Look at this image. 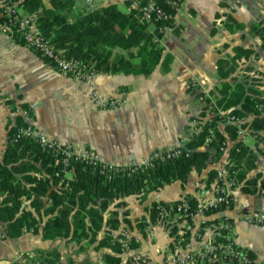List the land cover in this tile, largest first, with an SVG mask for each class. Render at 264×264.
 <instances>
[{
  "label": "crops",
  "instance_id": "0c3cea01",
  "mask_svg": "<svg viewBox=\"0 0 264 264\" xmlns=\"http://www.w3.org/2000/svg\"><path fill=\"white\" fill-rule=\"evenodd\" d=\"M42 2L48 6V0ZM74 2L75 9L84 8L83 0ZM100 2L94 0L95 8L101 7ZM117 5L125 8L123 0ZM254 27L264 29V0H185L173 32L160 42L171 56L168 67L158 65L149 76L98 74L95 82L99 95L120 102L109 108L95 105L88 83L59 73L18 42L15 35L0 34V162L10 133L22 123L31 124L63 146L89 149L102 161L116 165L125 166L145 159L154 151L175 147L190 134L191 118L203 108L190 90V80H197L207 96L218 97V59H235L229 82L232 86L244 83L246 89L256 90L264 100V47ZM244 51L248 54L244 55ZM262 107L260 113L264 116ZM244 119L246 122L251 116ZM245 144L255 165L247 178L264 176L263 143L249 136ZM231 145L230 142L220 160H210L206 172H192L183 187L176 181L147 195L128 196L111 203L103 213L104 222L112 213L120 222L111 233L117 235L126 229L149 264L161 263L173 238L167 223L151 222L152 205L173 203L187 196L197 198L200 203L210 201L211 193L202 199L198 194L204 189L211 190L204 186L206 173L224 167ZM241 187L242 183L232 191V206L226 213L233 218L236 243L256 261H264V220L259 224L246 219L249 215L264 218V197L246 194ZM24 208L31 210L29 202H24ZM124 212L128 223L123 221ZM203 219L196 215V229ZM42 227L40 223L37 234L28 231L17 239L0 240V264L23 261V256L34 259L36 251L53 248L60 252L62 262L70 259L78 263L73 252L78 246L93 252L94 257L85 258L94 264H103L102 256L112 254L108 247L98 246L105 228L98 232L93 243L84 241L77 245L65 239L44 240ZM124 263L121 258L120 264Z\"/></svg>",
  "mask_w": 264,
  "mask_h": 264
},
{
  "label": "trees",
  "instance_id": "16d2710c",
  "mask_svg": "<svg viewBox=\"0 0 264 264\" xmlns=\"http://www.w3.org/2000/svg\"><path fill=\"white\" fill-rule=\"evenodd\" d=\"M14 1L26 15L35 18L38 31L49 38L64 57L86 63L97 74L149 76L158 65L166 68L171 62V56L165 53L160 43L163 37L152 35L133 11L121 9L117 3L91 11L85 7L75 9L74 0H48V6L42 0ZM227 21H230L229 17ZM253 30L261 36L264 47V29L254 27ZM13 35L22 43L16 33ZM247 54L244 51V55ZM234 63L235 59H218L216 63L220 81L218 97L207 96L205 100L206 103L212 101L215 106L210 114L203 105L199 115L191 118L200 121L201 129L193 133L185 144L184 152L189 155L183 154L164 162L155 161L152 167L139 169L130 175L129 171H121L108 179L97 168L72 160L64 168L60 155L44 151L35 141L19 138L13 142L16 129L26 124L17 126L10 133L0 162V240L17 239L28 231L37 234L42 223L44 240L65 239L80 245L84 241L93 243L98 232L105 228L104 236L97 240L98 246L108 247L112 254H104L102 263L120 264V247L111 235L120 222L115 213L105 222L103 218L109 205L124 197L147 195L176 181L183 187L192 172H206L210 160H220L230 142L232 145L224 168L238 172L242 192L249 195L258 193L264 197V176L247 178L248 171L255 167L249 146L238 138L235 126L225 123L227 116L240 119L251 116L250 120L242 123V127L248 130L249 136L264 144V116L260 113L264 100L258 97L256 90L246 89L244 83L232 86L229 78ZM191 92L197 98L198 95ZM215 177L216 169L207 171L205 188H211ZM25 201L29 202L30 211L24 208ZM182 201L194 212L200 204L192 196ZM156 205H152L150 212L153 223L159 219ZM231 206L230 199L228 210ZM216 212L212 210L205 214L209 216ZM125 215L127 212L123 213V221L128 223ZM171 234L174 238L191 237V232H181L177 224L171 229ZM133 246L136 247L134 242ZM35 255L34 259L23 256V261L12 264H94L86 258L79 263L70 259L62 262L56 248L39 250Z\"/></svg>",
  "mask_w": 264,
  "mask_h": 264
},
{
  "label": "built area",
  "instance_id": "2783aa9c",
  "mask_svg": "<svg viewBox=\"0 0 264 264\" xmlns=\"http://www.w3.org/2000/svg\"><path fill=\"white\" fill-rule=\"evenodd\" d=\"M119 1L121 2V0H101L100 5L103 6ZM123 1L125 2V8L133 11L138 20L146 26V29L152 35H160V37L173 32L176 18L180 14L185 2V0ZM83 4L88 10L97 9L94 6V0H83ZM22 12L18 2L14 0H0V34L13 35V33H16L21 38L24 46L50 63L59 73L88 83L96 106L109 108L120 104L116 98L103 99L96 89L95 81L98 74L86 63L77 59L64 57L59 50L54 48L51 40L38 31L35 18ZM190 89L198 95V102L206 106L210 114L212 108L215 106L212 101L210 103L205 102L207 95L200 90V85L194 78L190 80ZM24 113L27 116V111ZM243 121L244 119L235 116H227L225 119L227 125L236 127L238 138L246 143L249 135L248 130L242 127ZM190 128V134L181 139L175 147L154 151L145 159L131 162L125 166L104 162L89 149L77 150L63 146L38 131L31 124H26L25 127L16 129L17 134L13 142L19 138L33 140L44 151L60 155V162L64 168L68 166L71 160L81 162L97 168L100 173L107 175V178L111 179L114 173L129 171L128 175H130L139 169L143 170L152 167L155 161L164 162L185 154V144L190 141L193 133H197L201 129L200 121L198 119H191ZM210 141L211 139H208V142ZM261 151L264 154V144H262ZM185 155L188 156L189 154ZM65 171L66 169H64ZM237 176V171L229 172L224 167L216 169V177L211 190L206 191L204 189L198 194V198L202 199L207 193H211L212 199L207 202L201 201L195 212L190 211L188 204L182 200H179L177 204L156 203L159 221L167 223L169 229H173L177 224L181 232H191V237H188V239L172 237V245L164 253L163 259L159 264H264V261H256L248 251L242 249L236 243L233 218L226 213L231 193L241 183ZM223 207H226L225 210H223ZM212 210H217V212L209 216L205 214ZM196 215L204 217L197 229L194 226ZM246 219L259 224L264 220V218L257 215H249ZM178 220L179 222H177ZM209 220L212 221L207 223L206 221ZM208 231L211 232V235H207ZM1 234L0 238L2 237ZM111 235L119 244V255L125 261L124 264H149L148 258L133 246L130 233L126 229H121L117 235L113 233Z\"/></svg>",
  "mask_w": 264,
  "mask_h": 264
},
{
  "label": "rangeland",
  "instance_id": "374dc122",
  "mask_svg": "<svg viewBox=\"0 0 264 264\" xmlns=\"http://www.w3.org/2000/svg\"><path fill=\"white\" fill-rule=\"evenodd\" d=\"M75 256L78 258L79 262L84 260L86 256L94 257L93 252L91 250H87L86 248H82V246H78L76 250L73 251ZM78 262V263H79Z\"/></svg>",
  "mask_w": 264,
  "mask_h": 264
}]
</instances>
